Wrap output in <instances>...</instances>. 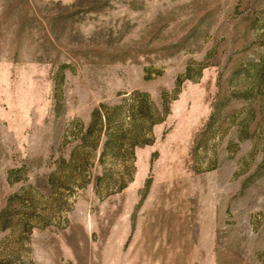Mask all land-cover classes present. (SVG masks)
Segmentation results:
<instances>
[{
  "label": "rangeland",
  "instance_id": "374dc122",
  "mask_svg": "<svg viewBox=\"0 0 264 264\" xmlns=\"http://www.w3.org/2000/svg\"><path fill=\"white\" fill-rule=\"evenodd\" d=\"M0 264H264V0H0Z\"/></svg>",
  "mask_w": 264,
  "mask_h": 264
},
{
  "label": "trees",
  "instance_id": "16d2710c",
  "mask_svg": "<svg viewBox=\"0 0 264 264\" xmlns=\"http://www.w3.org/2000/svg\"><path fill=\"white\" fill-rule=\"evenodd\" d=\"M141 95H144L143 93H141ZM98 114L97 110L94 111L93 117L96 116ZM131 115L134 119V117L136 119H139L141 121H146L148 123V126H150L151 124L160 121L162 118L159 116H154L152 114H149L148 111H146L144 109V106L141 103H137L136 105H134V109L131 111ZM117 135V136H116ZM113 134L114 137H117V139H119V136H121V133H119V130L117 131V134ZM140 136H142L140 134ZM110 138V135H109ZM138 138V135L133 137L132 139L128 140L127 143H123V148H124V153H126V150L131 149V146L136 144L138 141L136 140ZM142 143L147 142V140L142 139L141 140ZM140 141V142H141Z\"/></svg>",
  "mask_w": 264,
  "mask_h": 264
}]
</instances>
